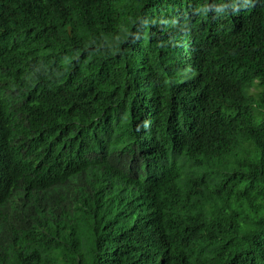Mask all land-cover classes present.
<instances>
[{"label": "trees", "instance_id": "obj_1", "mask_svg": "<svg viewBox=\"0 0 264 264\" xmlns=\"http://www.w3.org/2000/svg\"><path fill=\"white\" fill-rule=\"evenodd\" d=\"M37 136L38 195L0 188V205L22 200L33 263L264 264V0H0V143ZM56 141L73 161L55 166ZM98 141L165 161L138 185L162 233L142 234L153 208L92 161Z\"/></svg>", "mask_w": 264, "mask_h": 264}, {"label": "clouds", "instance_id": "obj_2", "mask_svg": "<svg viewBox=\"0 0 264 264\" xmlns=\"http://www.w3.org/2000/svg\"><path fill=\"white\" fill-rule=\"evenodd\" d=\"M216 11L219 12L221 11V9L217 8ZM163 31L164 36L170 35L171 37L172 30L168 32L163 28ZM191 38L192 39L186 44V48L183 49L185 54L191 55L192 59H197L196 54L192 50L193 46L191 45L194 43L193 38H196V36ZM137 119L138 117H134V120ZM142 126V128L144 129L143 134L159 131L157 125H154L153 119L151 120L148 117L142 119ZM115 137L120 138L119 141L123 140V137L119 135H116ZM56 144L58 146V149L56 154L55 166L57 164V160L59 166L61 155L68 159L70 156L66 149H63V146H60V142L56 141ZM100 144L101 141H98L96 147L88 150L90 156L93 158L92 161H97L99 163H101L102 161H107L112 163L113 168L119 175L123 173L127 176V178H125L128 183L127 185H125L128 191L126 199L136 200L141 203L143 202L145 205L153 208L154 214L148 224L146 223V221L142 220H138V222L136 223L142 234L145 235L147 232H149L150 235L156 236L162 233L165 221L162 217V215L164 214L157 210V208L159 207V203L155 207H153L149 203L140 200L138 198L140 192V188L138 185L140 180L149 178V176L143 178L149 171H154L153 173L148 174L150 175V179L153 178L154 175H158L160 174V172L164 171L166 168L165 161H163L159 166L157 165L156 167L155 164L150 165L142 158L136 157L132 152L127 151L124 148L120 151L112 150L111 153L113 157L111 159H107L103 157L105 154V149L99 147ZM47 153V144L41 142L38 136L30 139L29 142L23 144L11 145L7 144L6 142H1L0 188L8 184L10 181H13L14 179H20V182H23L25 180H32L33 184H29V187L31 189H27L25 192L35 198V196L38 195V188L41 187V180L37 178L36 172L44 165V160L47 156ZM70 159L73 161L71 157ZM130 181L134 183V186L130 183ZM32 197H27L26 199ZM20 201L22 200L13 202L11 199H8L0 205V209H4L3 216L2 218H0V249L3 250L5 254H14L13 252H7V249L15 248L17 250H20L17 258L18 263L22 260L21 264H35L32 260L36 258V252L32 249H29L27 251L25 250L26 245L30 246L27 239V232H24L22 229L17 227L16 222L15 224L11 222L14 213L22 210V206L19 205Z\"/></svg>", "mask_w": 264, "mask_h": 264}, {"label": "bare ground", "instance_id": "obj_3", "mask_svg": "<svg viewBox=\"0 0 264 264\" xmlns=\"http://www.w3.org/2000/svg\"><path fill=\"white\" fill-rule=\"evenodd\" d=\"M189 58H190V57H189ZM187 110H188V109H186V111H187ZM186 111H185V112H186ZM2 171H4V170H2ZM187 191H188V190H187ZM187 194H189V192H188ZM196 196H197V195H196Z\"/></svg>", "mask_w": 264, "mask_h": 264}]
</instances>
